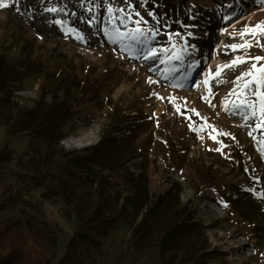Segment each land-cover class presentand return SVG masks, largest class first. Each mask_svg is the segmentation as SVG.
<instances>
[{
	"label": "rangeland",
	"instance_id": "obj_1",
	"mask_svg": "<svg viewBox=\"0 0 264 264\" xmlns=\"http://www.w3.org/2000/svg\"><path fill=\"white\" fill-rule=\"evenodd\" d=\"M4 2L0 57L26 65L16 97L0 103V239L21 234L35 252L23 250L13 264H264V129L254 131L253 139L255 121L246 123L222 107L245 66L228 70L222 77L228 82H212L215 106L201 99L204 87H195L242 54L226 46L242 42L238 33L246 25L264 21L262 0H147L144 6L143 0H129L148 21L145 27L160 22L149 47H171L164 33H180L178 47L181 37L187 40L183 65L161 64L170 53L146 61L122 52L100 30L111 29L100 0ZM53 6L63 11H45ZM124 6V0L113 4ZM247 54L264 57V49L252 47ZM149 77L156 83H148ZM56 92L57 103L67 98L61 106L70 113L58 141L56 132L46 138L32 128L38 98L50 103ZM201 117L230 135L213 133L214 141L210 127L192 131L190 122L201 125ZM91 155L99 162H89ZM137 178L146 182L151 201L171 189L174 202L178 192L179 213L169 226L181 232L171 248L161 246L163 229L133 234L139 219L134 225L107 223Z\"/></svg>",
	"mask_w": 264,
	"mask_h": 264
},
{
	"label": "snow or ice",
	"instance_id": "obj_2",
	"mask_svg": "<svg viewBox=\"0 0 264 264\" xmlns=\"http://www.w3.org/2000/svg\"><path fill=\"white\" fill-rule=\"evenodd\" d=\"M18 3L19 0H16ZM115 0H100L101 5H106V23L111 25V29L103 27L100 30L108 37L113 44H119L120 50L122 52L128 53L129 56H135L137 53H144L143 59H159V53H170L166 59H160V63L164 64L167 61L175 60L181 61L183 65L185 55H188V44L187 40L181 37L183 44L178 47L175 37H180V33H164L167 36V43L171 47L161 46L160 48L149 47L150 43L156 40V37L160 34L161 28L159 27V21L157 24L152 27H145L148 25L143 16L140 15L138 11L134 10V5H132L129 0H124V7H113ZM147 3V0H143L141 6H144ZM264 4V0H262ZM100 6V5H98ZM8 7V4L4 0H0V8ZM128 8H132L133 11L129 12ZM46 12H57L63 11V9H57L55 6L45 9ZM88 11H92L91 8ZM148 15L155 19L153 12H149ZM133 16L137 19H133ZM230 17H225L229 19ZM94 20H100V17H93ZM91 22V21H89ZM57 24H61L62 21H55ZM131 23L133 27L129 28L128 25ZM119 25V26H118ZM124 30H121V29ZM191 33H188V36H191ZM241 43L232 44L226 46L233 53L240 52L241 55H236L234 59L226 64L218 65L215 72L209 71L200 83L196 84L195 87H204L205 95L201 99L205 100L211 105L210 97L214 96L212 92V82L216 81L217 86L219 82H228L222 80V77L226 74L228 70L236 71L240 66H245V71L241 72L239 76H236L231 83L234 87L229 91L228 97H236L235 100L230 101L228 97L225 98L222 107L225 112H232L233 115L239 114L243 120L247 123L250 120H254L255 124L252 126V131L249 132V136H253L254 131L264 129V57L255 56L252 57L247 54V50L252 47H260L264 49V44L260 43V38H264V21H259L255 25H246L238 33ZM78 40H83L84 36L77 35ZM235 38V37H233ZM194 47V46H193ZM196 64L189 63L188 68L194 70ZM153 70V69H150ZM167 71V70H166ZM172 72L177 71V69H171ZM191 75V72H188L183 77L187 79ZM167 78V76L165 77ZM148 83H156L151 77L148 78ZM174 87H182L180 84H174ZM157 95L158 99H165V97H160ZM168 101L175 105L176 111L182 116H185L186 119L191 121V116L187 115L186 112H181L180 105H177L176 97L169 96L167 97ZM230 105V106H229ZM235 110V111H233ZM193 114L199 117V112L195 109L190 110ZM203 124L195 125L194 123L189 124V128L194 132H203L205 127H210L212 131L209 133V137L216 140V135H230L229 133H219L214 126L208 124L206 118L201 117ZM213 133H216L214 135ZM203 139V137H200ZM234 139V138H233ZM253 139L255 137L253 136ZM261 151L264 154V139L260 140ZM218 151L221 149H217Z\"/></svg>",
	"mask_w": 264,
	"mask_h": 264
},
{
	"label": "trees",
	"instance_id": "obj_3",
	"mask_svg": "<svg viewBox=\"0 0 264 264\" xmlns=\"http://www.w3.org/2000/svg\"><path fill=\"white\" fill-rule=\"evenodd\" d=\"M174 2L175 0H173V3ZM231 5H233V3H231ZM178 9V6L173 7V12L176 14L174 19L180 15ZM214 16H216V13ZM218 21L219 17L217 18V22ZM199 50L204 51L205 49L202 48ZM143 54L144 53H137L138 56H143ZM25 65L26 64L20 66L19 64H16L13 66L9 64L8 60L4 57H0V103L1 100H4L9 104L11 94L13 99L16 97L15 92L21 89L19 88V85L16 84L24 78L25 71L21 72V70L25 68ZM56 94L57 92L54 93L53 101L50 103L45 102L43 97L38 98L34 109L39 110V116L32 125V128L40 136L46 138L56 132L58 134L56 141H58L63 134L62 123L69 119L70 113L65 109L66 107L61 106V104L66 102L67 98L63 97L62 102L57 103ZM7 104H5V106ZM2 109L3 108L0 106V115H2ZM101 143L102 140L93 145L92 148L97 147ZM88 160L91 163L99 162L98 158L94 157V155L88 156ZM174 185L176 186L177 183ZM170 193L171 189L156 196L154 200L151 201L146 182L141 178H137L131 191L125 195L121 210L112 217H109L107 223L110 226L121 221L134 225L135 221L139 219L138 223L133 228V234L143 236L148 231L161 232V229H163L160 239L161 246L162 248H171L178 241L177 236L181 231L178 230L175 234L172 232V227L169 226L173 216H176V212H178L179 209H176V207L179 206L178 192L174 202L171 200ZM187 222V219H184L183 224H185V227L188 229L190 225ZM3 234L4 231H0V235ZM1 249H8V251L3 253ZM23 250L31 251V249L24 243L21 234L9 235L3 240L0 239V264L15 263V261L21 256ZM31 252L32 255L35 254L34 251Z\"/></svg>",
	"mask_w": 264,
	"mask_h": 264
},
{
	"label": "built area",
	"instance_id": "obj_4",
	"mask_svg": "<svg viewBox=\"0 0 264 264\" xmlns=\"http://www.w3.org/2000/svg\"><path fill=\"white\" fill-rule=\"evenodd\" d=\"M20 90H17L16 92H15V94L17 93V92H19Z\"/></svg>",
	"mask_w": 264,
	"mask_h": 264
}]
</instances>
